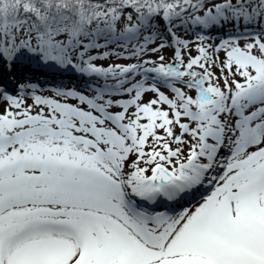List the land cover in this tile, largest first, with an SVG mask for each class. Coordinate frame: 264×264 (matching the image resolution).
Segmentation results:
<instances>
[{
    "label": "snow or ice",
    "instance_id": "obj_1",
    "mask_svg": "<svg viewBox=\"0 0 264 264\" xmlns=\"http://www.w3.org/2000/svg\"><path fill=\"white\" fill-rule=\"evenodd\" d=\"M0 264H264V0H0Z\"/></svg>",
    "mask_w": 264,
    "mask_h": 264
}]
</instances>
